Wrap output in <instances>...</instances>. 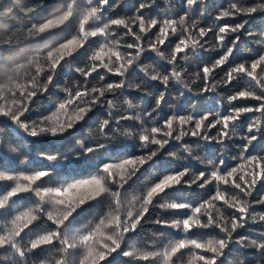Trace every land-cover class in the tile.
I'll list each match as a JSON object with an SVG mask.
<instances>
[{
	"label": "snow or ice",
	"instance_id": "6c2138e0",
	"mask_svg": "<svg viewBox=\"0 0 264 264\" xmlns=\"http://www.w3.org/2000/svg\"><path fill=\"white\" fill-rule=\"evenodd\" d=\"M4 2L0 0V4ZM165 2L171 4L172 0ZM203 2L205 0H183L181 7L185 10L178 19L161 20L145 15V10L158 6L157 0H142L133 15L117 18L108 16V11L118 6L117 0H65L58 13L32 25L27 33L13 31L6 35L0 29V44L7 45L20 39L45 37V34H50L46 38L51 39L62 37L56 39L54 47L35 52L23 62L0 61V118L11 122L14 136L62 138L98 106H106V117L99 122L98 136L104 141L110 140V134H114L113 124L121 126V121H139L138 132L125 130L122 134L138 140L143 152L116 161L112 159L113 148L107 142L90 143L87 147L81 144L79 152L65 158L67 167L63 174L57 172L55 177L54 162L61 159L55 153L39 155L38 159L53 164L52 168L40 170L24 167L28 164L26 155L16 168L0 162V250H3L0 260L12 264H114L113 254H119L132 264H225L232 251L230 246L238 245L242 250H256L260 254L256 264H264V237L257 240L240 234L250 223L264 222V213L258 211V206H264V194L257 192L258 185L264 187V155L248 154L250 149H255L254 142L264 139V53L251 61L235 63L241 36L252 34L246 28L250 18L264 14V0L251 5L232 2L208 27L189 18ZM15 4L19 6L20 0H15ZM21 11L26 10L21 8ZM7 16L4 13V17ZM236 17H240L239 22L219 24L214 31L220 21ZM209 33H213L214 46L223 49V54L196 73L197 79H203L200 92H215L218 86L228 87L234 81L244 85L227 97L225 112L209 110L199 116L172 115L158 126H146L136 113L118 112L113 116V110L119 107V97L128 88L144 91L139 83H126L130 70L141 71L145 82H159L165 89L156 97L155 106L147 113L149 117L167 103L165 93L170 80L188 88L183 79L187 69L180 61L189 60V51L195 53L197 49H204ZM261 36L264 37V33ZM146 52L166 62L160 65L163 74L158 68L141 63ZM81 57L83 66H75L73 70L82 81L64 89V99L49 115L29 120L27 114L35 99L46 93L49 86H54L57 69ZM217 69L223 72L219 79ZM108 74L119 79L106 82ZM123 103L129 110L133 108L126 98ZM247 114L253 115L242 136L238 157L241 162L236 166L228 168L223 155L206 163L201 160L205 170L193 172L183 168L166 172L143 192L129 198V181L141 173L145 165L151 166L161 153L177 156L168 149L172 142H179L190 157L192 151L185 137L226 147ZM213 129L215 133L210 134ZM5 153L18 154V149L7 145L0 151V157ZM84 167L89 175L77 178ZM193 185L199 189L212 186L214 192L193 204L180 191ZM23 203L28 207H17ZM92 206H102L103 213L88 229L74 230L76 220ZM153 208L187 212L182 218L158 216L150 221L147 217ZM149 222L170 228L175 235L153 233L151 238L142 239L141 244L126 243V236L137 233ZM209 229L218 234L201 239L209 236L206 231ZM38 249H45L49 255L34 259L33 253ZM239 264L245 261L241 259Z\"/></svg>",
	"mask_w": 264,
	"mask_h": 264
},
{
	"label": "trees",
	"instance_id": "16d2710c",
	"mask_svg": "<svg viewBox=\"0 0 264 264\" xmlns=\"http://www.w3.org/2000/svg\"><path fill=\"white\" fill-rule=\"evenodd\" d=\"M111 2V0H110ZM142 0H117L118 6L108 11L109 18H117L122 16H131L135 12V8L141 3ZM237 2L242 5H251L257 0H205V2L199 4L190 13V19H195L200 22V26L208 27L214 24V18L219 12L229 6L230 3ZM65 0H20V5L15 4V0H5L4 4H0V29L4 34H10L13 31L27 33L32 25H38L44 22L47 18H50L54 14L58 13ZM158 6H155L151 10H145L146 17L153 15L158 19L164 18H176L183 14L185 10L181 5L183 0H172L171 4L165 2V0H157ZM21 8L26 11H21ZM4 13L8 16L4 17ZM240 17L235 19H226L220 21L214 26V31L219 24L230 23L234 24L239 22ZM247 31L252 34L242 35L241 42L238 45V51L235 52V63L242 61H251L258 57L259 54L264 53V37L261 33H264V14L253 15L249 24L246 26ZM50 34H45V37L37 39H20L13 45L0 44V61H9L11 64H16L25 61L29 56L35 52L47 51L51 47L55 46L56 39H62L61 36H57L56 39L46 38ZM128 38H125L127 40ZM175 40V37L172 38ZM229 41L232 39L230 36ZM207 44L204 49H197L195 53L189 51V60L180 61V65L187 69L183 79L188 83L189 87L186 88L184 84L177 83L170 80L169 86L166 91L167 103L163 104L158 113H154L152 117L147 115L155 106V100L158 94L165 91L164 87L159 82H145L141 71L130 70V75L126 80V83L141 84L144 91H137L135 88H128L123 96L119 97V107L113 110V116L118 112L128 114H139L146 126L156 124L157 126L172 115L183 116H199L209 110L213 112L223 113L227 110V97L234 91L239 90L244 85L242 83L233 82V85L228 87L218 86L215 92L201 93L200 88L203 85L202 77L197 79L196 73L200 71L203 65L212 63L215 59L219 58L223 54V49L215 47V36L213 33H209L208 37H205ZM124 41H122L123 43ZM228 43V41H226ZM147 58V59H146ZM141 63L144 65H151L158 68L163 74V68L161 64L166 62L159 61L158 58L151 52H146L141 58ZM75 66H83V58L71 59V62L64 64L62 68L57 69V74L54 79V86H49L48 91L43 95H38L35 102L32 105L30 112L27 114L29 120H37L42 116L49 115L56 106L64 99L66 93L64 89L72 88L75 83L82 81V77L74 72ZM170 68V66H169ZM103 72V70H101ZM217 79L223 72L217 69ZM34 74V73H33ZM46 74V73H45ZM95 75V74H94ZM91 79V78H90ZM118 77L108 74L106 82L118 80ZM92 80V83H95ZM212 81L210 80L209 83ZM189 88L191 89L189 91ZM183 93V95H181ZM129 100L133 108L128 109L127 105L123 103L124 99ZM249 104H255V101H248ZM107 107L98 106L93 112L89 113L88 117L84 121L77 124L70 134H65L62 138H31L24 136H14L11 131V122L5 118H0V140L3 144L0 145V151L7 145H12L18 149V154L5 153L4 157H0V162L9 164L10 167H19V161L26 155L28 157V164L24 165L25 168L30 170H40L44 168H52L53 164L45 160L38 159L42 152L58 154L61 159L54 162L56 170L53 172V177L57 172L63 174V170L67 167L66 157L71 158L80 150V145L85 147L90 146V143L107 142L113 148L112 159L119 161L128 157L138 156L143 154L139 147V142L135 138L124 136L123 131H131L136 133L139 131V121H121V126L112 125L113 133L110 140L104 141L103 138L98 136V125L101 119L106 117ZM253 114H247L242 117L240 126L237 128L236 135L232 140L227 142V146L218 145L215 142L208 143L203 140H197L193 137H185L184 141L190 145L192 156L190 157L183 148L179 146V142H172L168 149L177 153L175 158L161 153L158 155L151 166L145 165L141 173H138L136 177H133L132 181H129V198L132 195L139 194L150 184L157 181L162 175L169 171L182 170L183 168H189L193 172L205 170V163L208 160H216L217 157L223 155L225 164L228 168L236 166L241 161L238 159L240 156L241 145L243 144L242 136L246 134V125L250 122ZM215 129L212 133H215ZM255 149H250L248 154L251 155H264V139H260L257 142ZM118 149V150H117ZM247 155V154H246ZM193 157H199L200 159H194ZM94 172L95 169H92ZM89 175V170L84 167L81 168L77 174V178H86ZM53 179L52 183H55ZM185 194L187 200L193 204L199 203L203 199H206L214 192V187L209 186L206 189H199L195 185L191 188L180 189ZM257 192L264 194V187L257 186ZM255 195V194H254ZM17 207H28L27 203L17 205ZM102 206H92L89 210L83 213L75 222L74 230H86L91 227L103 213ZM258 211L264 213V206H258ZM187 210H180L179 212H165L160 208L150 209L148 219L154 220L156 217L172 218L174 216L183 217ZM143 223V222H142ZM209 233L208 237H200L201 239L211 238L218 233L215 230H206ZM160 232L171 233L175 235L174 231L167 227L155 225L154 223L144 224L143 228L139 229L137 233H132L126 236V243L136 242L141 244L142 239H149L152 234H159ZM240 234L247 236L251 239L260 240L264 237V222L250 223L245 229L240 230ZM124 245H122V248ZM232 251L227 256L225 264H239V260L243 259L245 264H256L259 259V253L254 249L242 250L238 245L230 246ZM3 251V250H0ZM49 255V252L45 249H38L33 253V258L40 260ZM116 259L114 264H132L128 258L119 254H113ZM110 259H112L110 257ZM0 264H12L11 261H2ZM145 264V262H140ZM219 264V262H218Z\"/></svg>",
	"mask_w": 264,
	"mask_h": 264
}]
</instances>
